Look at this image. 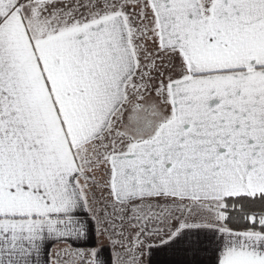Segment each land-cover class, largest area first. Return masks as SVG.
Returning a JSON list of instances; mask_svg holds the SVG:
<instances>
[{
    "label": "snow or ice",
    "instance_id": "1",
    "mask_svg": "<svg viewBox=\"0 0 264 264\" xmlns=\"http://www.w3.org/2000/svg\"><path fill=\"white\" fill-rule=\"evenodd\" d=\"M0 264H264V0H0Z\"/></svg>",
    "mask_w": 264,
    "mask_h": 264
}]
</instances>
